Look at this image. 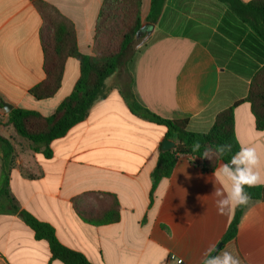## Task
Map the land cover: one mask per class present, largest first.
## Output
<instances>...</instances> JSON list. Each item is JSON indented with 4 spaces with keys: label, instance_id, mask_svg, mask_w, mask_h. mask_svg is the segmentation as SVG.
<instances>
[{
    "label": "crops",
    "instance_id": "1",
    "mask_svg": "<svg viewBox=\"0 0 264 264\" xmlns=\"http://www.w3.org/2000/svg\"><path fill=\"white\" fill-rule=\"evenodd\" d=\"M43 1L73 22L80 52L94 55L103 0ZM150 9L151 0H142L148 41L131 68L121 67L105 81L106 97L50 144L47 158L44 148L35 151L8 125L2 103L54 115L72 94L80 63L67 60L55 96L34 98L31 89L45 79L42 17L33 0H0V136L14 147L3 161L0 146V191L6 178L19 210L50 225L63 246L91 264H201L209 246L219 247L237 208L217 213L215 188L230 187L217 172L224 163L211 172L189 156L177 160L172 175L158 183L151 197L152 172L167 129L131 112L121 95L130 79L148 110L163 119L188 118L191 132H208L217 115L233 107L236 138L240 147L257 150L264 179V130L256 129L251 106L244 101L254 75L264 67V42L218 0H165L154 25L145 21ZM116 203L118 222H90L113 211ZM224 250L241 264H264V198L247 206L236 238L218 252ZM0 264L63 263L53 260L49 243L37 240L19 213L4 206Z\"/></svg>",
    "mask_w": 264,
    "mask_h": 264
},
{
    "label": "trees",
    "instance_id": "2",
    "mask_svg": "<svg viewBox=\"0 0 264 264\" xmlns=\"http://www.w3.org/2000/svg\"><path fill=\"white\" fill-rule=\"evenodd\" d=\"M218 1L236 13L264 42V0H254L247 4L241 0ZM33 3L43 22L40 37L44 56L45 79L32 88L30 94L37 100H46L55 96L61 88L69 58L76 59L80 63L81 70L80 78L72 94L59 105L54 115L45 117L37 112L24 109H13L8 115V125L13 127L15 133L30 141L35 151L44 148L45 155L50 158V144L63 138L74 126L88 117L92 106L106 97L104 92L105 81L121 69L124 58L138 43L139 39L144 37L142 42L144 44L142 45H145L148 38L144 33V22L141 16L142 0H103L96 25L95 53L92 56L80 52L75 26L71 20L43 0H33ZM164 4L165 0H151V9L145 20L147 24L154 25L157 23ZM112 20H115L119 27L116 35L118 43L115 46L108 45L109 42L104 41L105 38L107 39L108 23ZM121 95L133 114L151 123L166 127L165 139L176 144L171 151L163 152L162 149L160 150L157 165L152 172L151 197H153L158 183L172 175L177 160L181 156L198 158L202 161L204 170L213 172L220 163L230 164L231 158L241 148L235 135L233 107L219 113L214 125L208 132L195 133L188 129V118L168 120L148 110L134 92L132 79L123 86ZM244 101L251 106L256 129L263 131L264 67L260 68L254 75ZM0 126H2V122H0ZM197 140L201 143V148L198 152H193L192 145ZM216 145H230L231 150H226L225 154L221 156L216 150ZM0 146L2 160L6 161L13 155L14 147L8 139L1 136ZM205 149L209 150V158L202 157ZM7 183L5 178L3 189L0 191V209L6 206L10 211L19 213L21 219L34 231L35 238L49 243L53 260H58L63 264H91L84 255L63 246L50 225L40 222L24 210H19L7 190ZM245 191L251 197L250 203L264 198V187L262 186L251 188L245 186ZM247 206L236 208L229 228L220 243L221 247L236 238L239 223ZM119 219V206L116 203L113 211L111 210L90 222L99 226L116 223ZM220 248H217L216 251L218 252ZM215 254L213 253V255Z\"/></svg>",
    "mask_w": 264,
    "mask_h": 264
},
{
    "label": "clouds",
    "instance_id": "3",
    "mask_svg": "<svg viewBox=\"0 0 264 264\" xmlns=\"http://www.w3.org/2000/svg\"><path fill=\"white\" fill-rule=\"evenodd\" d=\"M216 150L221 156L225 151H230V145H216ZM201 148V143L197 140L193 142L192 151L198 152ZM208 149L202 154L203 158L208 157ZM231 165H236L233 169ZM229 163H224L217 172L221 174L228 182L230 187L223 189L222 187L215 188L213 196L216 197V207L218 215H226L236 207L247 206L250 203L251 197L245 191L247 187H257L264 184L260 172V158L257 150L254 147H241L239 152L231 158ZM257 169L254 171L253 169ZM216 173H214L215 175ZM225 192L227 193L225 195ZM213 253H216L213 255ZM201 264H241L238 256L233 255L229 251H216V246H209L202 254Z\"/></svg>",
    "mask_w": 264,
    "mask_h": 264
},
{
    "label": "rangeland",
    "instance_id": "4",
    "mask_svg": "<svg viewBox=\"0 0 264 264\" xmlns=\"http://www.w3.org/2000/svg\"><path fill=\"white\" fill-rule=\"evenodd\" d=\"M118 30H119V27H118L117 22L115 20L109 21L108 28L106 30L107 39L105 38V40H104L106 42H109L108 45H112V46L117 45L118 40H116V35L118 33ZM144 33H145V31H144ZM112 37H115V38L113 39ZM143 39H144V37H142L141 39H139L138 43H136V45L129 52V54L126 55V57L124 58V62H123V65H122V69H125V67L131 68V66L133 64L134 57L137 55V53L143 47V45H142V44H144V43H142L143 42ZM123 78L125 80H128V78H127L126 75H124ZM0 122H2V120H0Z\"/></svg>",
    "mask_w": 264,
    "mask_h": 264
},
{
    "label": "water",
    "instance_id": "5",
    "mask_svg": "<svg viewBox=\"0 0 264 264\" xmlns=\"http://www.w3.org/2000/svg\"><path fill=\"white\" fill-rule=\"evenodd\" d=\"M2 106H3V108L5 109V111L7 112V113H10L12 110H13V108H12V106L11 105H9V104H7V103H2ZM175 146H176V144L174 143V142H172V141H170V140H165L164 142H163V144H162V151L163 152H168V151H171V150H173L174 148H175ZM230 166L232 167V168H235L236 167V165H231L230 164ZM221 247V245H219V247L218 248H220Z\"/></svg>",
    "mask_w": 264,
    "mask_h": 264
},
{
    "label": "built area",
    "instance_id": "6",
    "mask_svg": "<svg viewBox=\"0 0 264 264\" xmlns=\"http://www.w3.org/2000/svg\"><path fill=\"white\" fill-rule=\"evenodd\" d=\"M181 263V261H179Z\"/></svg>",
    "mask_w": 264,
    "mask_h": 264
}]
</instances>
